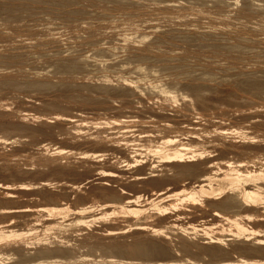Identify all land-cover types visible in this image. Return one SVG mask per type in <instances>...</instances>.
<instances>
[{
    "label": "rangeland",
    "instance_id": "374dc122",
    "mask_svg": "<svg viewBox=\"0 0 264 264\" xmlns=\"http://www.w3.org/2000/svg\"><path fill=\"white\" fill-rule=\"evenodd\" d=\"M129 1L0 0V100L2 99V104H0L2 105L0 106V225H4L6 228L15 230L19 233L14 234V236L16 235L15 237L10 235L0 240V264H32L37 261L41 262V260H48L47 262H50V264H120L122 259L123 264H131L132 261L130 262V260L134 261L132 264H136V262L137 264H164L169 262L173 264H228V262L229 264H234V259L237 258L238 254L240 255L242 252H245L246 247L248 248L246 249L247 252H245V255L250 252L249 246L253 249L254 245L250 243L253 241V238H251V241H248L247 243L245 242V244L243 238L236 237L239 239L237 240L230 235L228 231L219 232L218 228L213 231L216 232L217 235L222 234L224 238L222 241H219V244L218 242L216 243L217 240L215 239L208 241L207 236H205L204 239L197 233V236L196 234L193 235L195 231H193L191 237H188V234L181 229V227L184 228L190 226V224L200 228V225L203 222L207 224L214 223L213 226L215 224L223 223L224 220H222L220 215L223 213L231 215L233 214L231 210L238 208L233 207L232 209H228L226 206H216L215 203L218 200L222 201V198H225V196L222 197L223 195L220 199H210L203 196L202 199L200 198L201 200L199 199L194 202L188 200L179 201L181 197L175 196V203L179 202L174 205L175 208H173L172 204L168 205V200H161V202H163L162 204H160L161 202L158 200L153 201L151 199V201H148L147 199L146 201V198L154 192L153 186L156 187L159 183L165 180L166 177L169 180L172 179V177L173 180L175 178V189L179 188L180 184L183 182H186L185 185L188 186L189 184L187 182L191 183L193 179L196 178L195 174L199 173L201 170L200 168H202L201 165L196 168V171H193L195 173L199 169L197 173L193 174V172H191L190 175L187 174L189 171H183L181 173L182 170L181 167H179V165L191 164L189 161H187L186 164L185 162H183L184 164L179 162L178 165L175 161V164L177 165L176 167L172 166L173 161H165L164 163L166 165L170 162L167 165H170L168 167L169 170L162 169L166 167L164 163H161L162 161L160 162L154 158L152 154H142L140 149L136 147V144H133L136 148L133 146L131 149L130 147H132V144H130V146L125 147L126 149L122 148L121 151L119 142H116V137H118L117 131H119V128H122L121 126L128 127L126 125L129 123L128 128L134 130L135 123L137 122L135 130L139 127L141 129V126H145L146 128L149 127V131H146L147 129L145 127L142 128V131H145V134L147 133V135H164L167 130H170L171 133L170 131H167V134L170 133V135H172V132H176L175 134L178 138L183 136L186 138H184L185 141H188L190 138L193 139L190 140L192 142L196 140V137L193 138V136L196 135V142L200 137L201 140L198 142L202 147L211 145L207 150L213 151L214 149L215 153H218L219 151L216 150L215 147H211L219 145V147L216 146V148L221 149V153L219 152L220 154L218 153V155L215 156L222 154L224 157H231L230 160H235L236 157H239L238 159H243V155L246 154L245 156L251 160L252 154L248 153L250 155L249 157V155L247 156V152L245 153L244 151H241L244 146L249 147V140L242 135L248 134L250 136L253 133H261L263 136L264 134V0H132L131 3ZM170 1L175 3H170ZM141 2L142 6L140 4ZM138 33L140 36L139 39L136 37ZM131 34L133 35L131 38H126V35ZM134 35L136 36L134 37ZM144 36H146V38ZM98 51L99 53H97ZM125 62H127L126 65H124ZM135 66H138V70L142 68V70H140L143 71V74L146 71L145 75H143L140 70L138 71ZM129 70L132 72H129ZM129 73L132 76L129 75ZM138 73L142 74V77ZM135 74L139 78H136ZM130 76L131 78L135 76L136 80H130ZM127 77L130 78V81H127ZM135 78L133 77L132 79ZM141 78H143V82L146 81L144 82L145 84L141 81ZM154 81H156L157 84L159 82L158 87H169L171 85L174 86H170L171 88H174L178 92L185 94L188 93L189 96L184 98L179 97V99H176L177 102L173 100H159L161 105L159 104V101L155 99L150 103L148 100L153 99V95L151 94L152 96H150L151 89L156 91V94L158 93V87ZM133 82L138 83V85H135ZM147 83H150L151 89ZM166 83H168V86ZM151 84L153 87H156V89L154 88L155 90L151 87ZM133 87L134 90H132ZM202 101L204 103H201ZM170 103L174 104L171 105ZM201 105L203 109H200V114L202 115L199 117L195 115L194 109H199ZM80 108L84 110H81ZM189 108H192L193 110L191 111ZM75 109H80L79 111L87 112L89 115L95 113L93 115L95 117H104V120L102 119V122L99 123L101 126L98 124L99 127L96 125H90L92 127L87 126L83 128L82 126L79 128V126L63 124L62 122L64 121L61 120L63 114L76 111ZM91 109L93 110V113ZM28 110L30 112H28ZM48 112H50L51 115L53 114L52 116H54V119L51 115L50 117H47L49 116ZM101 112H105L104 115ZM205 112L210 114L211 117L210 115L207 116L208 114L206 115ZM29 113L32 115L34 114V118L31 114L29 116ZM118 113L134 115L136 116L134 118L136 120L138 119V121L132 117L135 121L134 123L131 118H129L130 120L127 119V122H125V118ZM137 113L139 115H137ZM150 113L155 114L152 116V114L149 115ZM21 114L28 115L22 117ZM59 114L62 118L58 117V120L57 116H59ZM119 115L122 117H119ZM162 115H169V117H166L169 118L168 120H172L165 121L166 117ZM105 116H108V118H105ZM151 116L157 118L153 119ZM159 116L162 119L164 118L163 120L165 122H170L169 124L172 123V126H169V128L161 126L160 124L163 125V123H161L162 121L158 122L161 120L158 118ZM44 117H46L47 120H44L46 119ZM113 117L122 118L124 121H120V123L116 122V119ZM209 117L210 119H208ZM151 118L153 119V122L156 121V123L160 124L157 125L152 122L151 126L150 121L148 122V120H152ZM108 119L111 121L113 120L114 122L112 121V123H110L111 121H108ZM193 119L197 120L193 121ZM128 121L132 122L131 124L133 126L130 125V122ZM220 121H223V123ZM123 122L126 124L124 125ZM191 122L195 123L193 124ZM196 122H199V125ZM200 122H204V125ZM121 123L123 124L121 125ZM212 123L215 125L210 126L213 125ZM111 124H113L112 128L109 127ZM192 124L194 125L193 128L196 129H202L204 127V130H200V133L203 132L205 137L206 135H210L208 137L211 138V141H215V139L218 138L215 142H210L208 137L205 138L198 132L199 129H192ZM200 124L202 125L200 126ZM256 124L259 125L256 127ZM261 124L263 126H261ZM8 125L11 127L15 125L18 129L15 127L11 128ZM26 125H28L27 127L29 128L24 127ZM195 125L197 126L195 127ZM228 125L233 127L236 125L235 128L239 129H235L232 132L228 129ZM240 126L246 132L243 131V133L241 131V133L240 129L242 128H240ZM259 126L261 129L258 128ZM161 127L163 131H161ZM181 127H185V129ZM209 127L212 129L211 134ZM212 127L220 134H216ZM85 128L88 131L84 130ZM158 128L161 133L157 130ZM178 128L183 130L180 129L179 131ZM186 128H191L192 133L196 130L194 133L195 135L190 133L191 131L189 132L191 129L186 130ZM205 128L208 129L206 130ZM246 128L251 130L250 134ZM255 128L260 130L256 131ZM61 129L65 133H63ZM226 129L228 134L226 133ZM150 131L152 133H150ZM112 132L115 135L111 136ZM212 132L215 134L213 133L212 135ZM186 133L188 134L186 135ZM223 133H225L226 136ZM175 134L173 135L175 136ZM227 135L229 136L227 137ZM202 139H206L205 142H203ZM243 140L245 142H242ZM261 140L264 141V139ZM111 141L114 146H111ZM263 141L261 142L264 143ZM63 142L64 144L61 146ZM216 142L218 144H215ZM39 143L45 145L41 147ZM65 143H67L66 145L68 147H65ZM203 143H206L207 146L206 144L203 145ZM54 144L56 145V148H54ZM229 144L235 150L234 152L232 149L229 150V148H231ZM50 145H53L52 147L54 150H58V148L60 150L61 147H63L61 149L62 151L60 150L63 154L59 150L60 154L57 150L54 151ZM234 145L239 146L240 148ZM260 146L264 147V144H261ZM108 147L115 148V150H110ZM128 147L133 152L128 149ZM234 147L238 149L236 150ZM116 148H120V151L123 153H119V149L117 150ZM65 149L66 151L64 152ZM105 149L106 151H104ZM107 149L109 151H107ZM98 150H102V153L98 152L99 155L95 154L97 157L93 156L94 152L96 153ZM129 150L131 153H135L138 160L143 159L145 155V159H143L145 161H138L134 155H132L133 158L131 157L133 160L129 158L131 155ZM138 150L140 151V155H137ZM68 151L69 155L67 154ZM238 151L241 152V155ZM78 152L81 155L77 154ZM88 152H90V155L92 154L91 157L94 159L90 156L87 157L89 155ZM124 152H126V154H124ZM227 152L231 155H237H233L235 157L233 158L230 154L227 155ZM129 153L130 155H128ZM149 155L151 158L153 157L152 159H155L154 162L159 161L160 164H157V162L154 164L153 160H150L151 158ZM245 158L244 160H247V158ZM262 160H264V158ZM192 161L193 163H197L201 162L202 159L197 160L194 158ZM123 162H125V164ZM129 162L133 165H130ZM149 164L153 165L152 168H150L151 165ZM141 165L143 167H140ZM163 165H165V167ZM144 166L148 169H142ZM160 166L163 167L161 168ZM116 169L117 171L119 169V172H116ZM171 169L172 172H170ZM106 170L109 172L112 171V173L114 172L115 176L111 175V177L109 172V174L106 173ZM120 170L122 172L124 171L125 174L120 172ZM152 170L154 171L150 172ZM155 171H159V174L163 171V174L165 173L166 176L162 179L163 177L160 178L162 174L159 175L157 174L158 172H156L155 175L157 174L159 177L155 176L153 175ZM146 172H148L149 175ZM150 173L153 174L151 175ZM170 173H173L171 175L172 177H170ZM119 174H122V177H117ZM135 176L138 181L140 178L141 181L145 179L147 180H145L146 182L142 181V183L141 181L138 183L136 180L137 184L135 182ZM152 176L155 177L152 179ZM159 178L161 180H159ZM152 180L153 182H151ZM148 182L150 184H148ZM22 183H24V185H22ZM155 183H157V185ZM103 184L105 186H103ZM98 186L100 191L97 190ZM104 190L106 192H104ZM107 192L110 193L108 196ZM119 193L123 194L121 195L122 197L127 195L131 196L132 194L141 195V198L136 201L138 202L137 204L141 205L142 203H147L145 204L146 206L144 204L142 205L144 211L140 213L141 216L151 215L149 217L150 219H147L149 221L151 220L150 223L153 225L157 224L161 218L166 217L165 221L168 220L170 222V220L175 217V228L171 227L172 229L170 228L162 231L164 232L163 235L162 233L160 234V232L151 233L147 227L143 226V229L142 225L141 228L143 230L138 228L140 225L134 224L133 215L125 214L120 211H115V214L111 212L113 215L109 213V218H107L108 216H104L102 217L103 220L97 218L93 221L91 220L86 223L83 222L85 224L78 223L69 227H64L62 224L69 221L72 217L71 213H65L66 215L62 213V218V215H59V213H57V216L55 214L54 216L48 215L45 212H41L38 215L37 213H32V209H34L36 205L50 202L56 204L66 203L72 207L78 206V204L80 206L81 204L89 203L94 204L93 208L91 207L90 210L84 211L85 213L83 212V214L96 215L100 211L98 208L102 205L104 206L101 207L102 209L111 206L110 203H107V206L102 204L106 197L110 200L114 199L113 201H115V197H121L119 195L117 196ZM112 196L114 198H112ZM229 199L231 200L229 201ZM152 201L155 204L152 205ZM236 201L240 202V199L235 200V198H232L231 194H228L227 202L224 204L230 202L228 204H231V206H239L241 202L238 204ZM212 202H214V204ZM95 203L100 204L99 207ZM233 203L235 205H233ZM155 205L157 207L159 206V209H152V206L154 207ZM161 205H163V207ZM165 206L166 208H164ZM160 207L164 209L160 210ZM147 208L149 210H147ZM242 209L243 211L251 210L249 208ZM151 211H153V213H151ZM158 211L160 213L163 212L162 215H159L160 213ZM263 211L264 208L258 210V212L261 213H264ZM125 216H133V219ZM240 218L245 219L243 215ZM48 221H61V223H57L58 225L56 224L51 229H48V231H44V226L47 225ZM249 224L252 225L253 222L250 221ZM136 225L139 226L137 227ZM118 228L120 230H118ZM145 228L146 230H149H147L148 234ZM108 231H112V234ZM64 232L67 233L64 234ZM158 233L160 235H158ZM186 234L187 236H185ZM202 239L205 241L207 240V242L210 243H206ZM141 241H145V245L144 243L140 244ZM138 242L140 246H137ZM242 242L244 243L243 245H241ZM215 243L219 245L218 247L222 246V251H220V247V249L216 248L215 252L219 249L218 252L223 253H217L218 255L215 254L216 256L213 257L214 251H212L213 249L210 251V248L208 247L213 248V245L214 248L217 247ZM220 243L223 244L220 245ZM239 244L243 246V248L240 247ZM150 245L151 247H148ZM153 245L155 247L162 245V248L164 246L163 252L166 249V253L168 254H165V252L164 254L163 252H156L155 254L152 249H149L152 248ZM235 247L240 248L238 253L236 251L234 252V249H236ZM255 247L256 246H254V248ZM56 252L57 254H55ZM224 252L226 253L224 254ZM256 252L257 256L259 255L258 253H262L258 251ZM256 252L254 253L252 251L250 252L251 255H247L253 256L254 254V256H256ZM1 254H3V256H1ZM41 254L44 257H42ZM229 254H231L232 257ZM242 254L244 255V253ZM45 255L49 258H46ZM222 255L225 257V261L226 259L228 260V258L229 261L225 262ZM227 255L229 257H227ZM36 256H38V260L36 259ZM158 257L160 258L158 259ZM218 257L220 258L218 259Z\"/></svg>",
    "mask_w": 264,
    "mask_h": 264
},
{
    "label": "bare ground",
    "instance_id": "6f19581e",
    "mask_svg": "<svg viewBox=\"0 0 264 264\" xmlns=\"http://www.w3.org/2000/svg\"><path fill=\"white\" fill-rule=\"evenodd\" d=\"M129 1V0H128ZM132 1V0H131ZM131 1H129L130 3H131ZM135 1V0H134ZM159 1V0H158ZM221 1V0H220ZM122 2V1H121ZM125 2V1H124ZM139 2V1H138ZM157 2V1H156ZM162 2V1H161ZM200 2V1H199ZM202 2V1H201ZM230 2V1H229ZM106 3V2H105ZM158 3V2H157ZM170 3H173V2H171L170 1ZM175 3V2H174ZM173 3V4H174ZM120 4V3H119ZM124 4V3H123ZM141 4V6H142V2L140 3ZM139 5V4H138ZM158 5V4H157ZM177 5V4H176ZM131 6V5H130ZM140 6V5H139ZM161 6V5H160ZM165 6V5H164ZM169 6V5H168ZM118 7V6H117ZM174 7V6H173ZM264 7V6H263ZM162 9V8H161ZM179 9V8H178ZM187 9V8H186ZM189 10V9H188ZM205 10V9H204ZM8 11V10H7ZM166 12V11H165ZM173 14V13H172ZM192 14V13H191ZM108 15V14H107ZM177 16V15H176ZM148 18V17H147ZM166 18V17H165ZM117 19V18H116ZM258 19V18H257ZM83 20V19H82ZM143 20V19H142ZM193 20V19H192ZM260 21V20H259ZM133 22V21H132ZM155 23V22H154ZM139 24V23H138ZM116 25V24H115ZM144 25V24H143ZM150 25V24H149ZM145 26V25H144ZM152 26V25H151ZM156 26V25H155ZM153 27V26H152ZM125 28V27H124ZM149 28V27H148ZM151 28V27H150ZM169 30V29H168ZM257 31V30H256ZM124 32V31H123ZM172 33V32H171ZM175 33V32H174ZM241 33V32H240ZM217 34V33H216ZM141 35H143V34H141ZM176 35V34H175ZM133 35L131 34V35H126V38H131ZM136 35H134V37H135ZM170 36V35H169ZM137 39H139V33L137 34ZM142 37V36H141ZM145 38H146V36H144ZM172 37V36H171ZM176 37V36H175ZM180 37V36H179ZM184 37V36H183ZM158 38V37H157ZM178 38V37H177ZM125 39V38H124ZM133 39H136V38H133ZM154 39V38H153ZM129 40V39H128ZM189 40V39H188ZM115 41H116V39H115ZM130 41H131V39H130ZM89 42V41H88ZM152 42V41H151ZM150 43V42H149ZM93 44V43H92ZM118 44V43H117ZM160 44V43H159ZM137 45V44H136ZM141 45V44H140ZM152 46V45H151ZM218 46V45H217ZM127 48V47H126ZM104 49V48H103ZM120 49V48H119ZM160 49V48H159ZM93 52V51H92ZM96 52V51H95ZM97 53H99V51L97 52ZM112 55V54H111ZM248 55V54H247ZM135 57V56H134ZM142 57V56H141ZM102 58V57H101ZM143 58V57H142ZM96 61V60H95ZM111 61V60H110ZM130 61V60H129ZM101 63V62H100ZM126 63L127 62H125V64L124 65H126ZM129 65V64H128ZM120 66V65H119ZM123 67V66H122ZM136 67V66H135ZM138 67V66H137ZM136 67V68H137ZM131 68H133V67H131ZM146 68V67H145ZM209 68V67H208ZM112 69V68H111ZM121 69V68H120ZM134 69V68H133ZM141 70H142V68H140ZM139 69V70H140ZM148 69V68H147ZM125 70V69H124ZM132 70V69H131ZM131 70H129V72L131 71ZM137 70H138V68H137ZM138 70V71H139ZM140 70V72L142 73L143 71H141ZM123 71V70H122ZM137 71V72H138ZM154 71V70H153ZM227 71V70H226ZM126 72V71H125ZM132 72V71H131ZM133 72H134V70H133ZM135 72H136V70H135ZM148 72V71H147ZM145 73H146V71H145ZM145 73L143 74V75H145ZM123 74V73H122ZM141 77H142V74H140V73H138ZM150 74V73H149ZM129 75H131L130 73H129ZM134 75V74H133ZM136 75V74H135ZM138 75V76H139ZM151 75V74H150ZM153 75V74H152ZM127 76H128V73H127ZM132 76V75H131ZM131 76H130V78H131ZM148 76V75H147ZM120 77H122V76H120ZM134 78H135V76H133ZM132 77V78H133ZM144 77V76H143ZM119 78V77H118ZM123 78H124V76H123ZM122 78V79H123ZM126 78V77H125ZM128 78V77H127ZM130 78H128V80L127 81H130V80H133V81H135L136 80V78H139V77H137V75H136V78L135 79H130ZM145 78V77H144ZM149 78H151V77H149ZM130 79V80H129ZM142 79L143 78H141V81H142ZM152 79V78H151ZM124 80V79H123ZM126 80V79H125ZM137 80H139V79H137ZM140 81V82H141ZM132 82V81H131ZM143 82V81H142ZM144 82H146V81H144ZM143 82V83H144ZM153 82V81H152ZM152 82H150V83H152ZM154 82H156V81H154ZM161 82H163V81H161ZM12 83V82H11ZM17 83H19V82H17ZM16 83V84H17ZM102 83V82H101ZM135 85L137 84L138 85V83H135V82H133ZM150 83L148 84L149 85V88H150ZM165 83V82H164ZM14 84V83H13ZM24 84V83H23ZM34 84V83H33ZM132 84V83H131ZM145 84V83H144ZM158 84H159V82H158ZM158 84H157V82H156V85H157V87H158ZM167 84V86H168V83H166ZM15 85V84H14ZM29 85V84H28ZM39 85H40V83H39ZM143 85V84H142ZM152 85V84H151ZM153 85H154V83H153ZM153 85L151 86V87H153ZM161 85V84H160ZM12 86V85H11ZM16 86V85H15ZM17 86H18V84H17ZM41 86V85H40ZM50 86V85H49ZM86 86V85H85ZM93 86V85H92ZM140 86V85H139ZM171 86V85H170ZM164 87V86H159L158 87V93L156 94V91H153L151 88V92H150V96H152L153 95V99L152 100H148L150 103H151V101H154V99L155 100H157V101H159V100H170V101H175V102H177L176 101V99L178 98L179 99V97H188L189 96V94L187 93V94H185V93H182V92H178V91H176L174 88H171V87H174V86H171V87ZM19 87V86H18ZM33 87V86H32ZM47 87V86H46ZM46 87H45V89H46ZM88 87H90V86H88ZM106 87V86H105ZM135 87V86H134ZM134 87H133V89L132 90H134ZM143 87V86H142ZM190 87V86H189ZM102 88V87H101ZM128 88V87H127ZM140 88V87H139ZM148 88V87H147ZM156 89V87H153V89ZM179 88V87H178ZM137 89H138V86H137ZM141 89H143V88H141ZM154 89V90H155ZM136 90V89H135ZM140 90V89H139ZM144 90V89H143ZM149 90V89H148ZM91 91V90H90ZM102 91V90H101ZM104 91V90H103ZM125 91V90H124ZM141 91V90H140ZM180 91H182V90H180ZM147 92V91H146ZM155 94H154V93ZM149 93V92H148ZM126 94V93H125ZM128 94V93H127ZM137 94H139V93H137ZM141 94V93H140ZM152 94V95H151ZM133 95V94H132ZM144 95V94H143ZM248 95V94H247ZM98 96V95H97ZM147 96H149V95H147ZM149 96V97H150ZM154 96H155V98H154ZM191 96V95H190ZM256 96V95H255ZM28 97V96H27ZM110 97V96H109ZM148 97V98H149ZM81 98V97H80ZM99 98V97H98ZM191 98V97H190ZM84 99V98H83ZM143 99V98H142ZM145 99V98H144ZM237 99V98H236ZM31 100V99H30ZM53 100V99H52ZM81 100V99H80ZM183 100V99H182ZM187 100V99H186ZM198 100H200V99H198ZM34 101V100H33ZM38 101V100H37ZM58 101V100H57ZM136 101V100H135ZM135 101H131V102H135ZM138 101V100H137ZM156 101V102H157ZM95 102V101H94ZM163 102V101H162ZM161 102V103H162ZM181 102V101H180ZM264 102V101H263ZM5 103V102H4ZM30 103V102H29ZM169 103V102H168ZM189 103V102H188ZM201 103H204L203 101L201 102ZM0 104H2V99L0 100ZM39 104V103H38ZM147 104V103H146ZM157 104V103H156ZM159 104H160V101H159ZM164 104V103H163ZM171 104V103H170ZM174 104V103H173ZM173 104H171V105H173ZM184 104V103H183ZM5 105H6V103H5ZM55 105V104H54ZM75 105H77V104H75ZM130 105V104H129ZM155 105V104H154ZM161 105V104H160ZM164 105H166V104H164ZM168 105V104H167ZM0 106H2V105H0ZM20 106V105H19ZM18 106V107H19ZM30 106V105H29ZM33 106V105H32ZM118 106V105H117ZM139 106V105H138ZM137 106V107H138ZM156 106H158V105H156ZM168 106H170V105H168ZM179 106V105H178ZM187 106H188V104H187ZM186 106V107H187ZM210 106V105H209ZM235 106V105H234ZM136 107V106H135ZM147 107V106H146ZM149 107V106H148ZM166 107V106H165ZM175 107V106H174ZM205 107V106H204ZM223 107V106H222ZM127 108H129V107H127ZM132 108V107H131ZM161 108V107H160ZM176 108H177V105H176ZM208 108V107H207ZM207 108H204V109H207ZM2 109V108H1ZM67 109V108H66ZM81 110H84V109H82V108H80ZM79 109V110H80ZM143 109V108H142ZM191 109V111L193 110L192 108H189V110ZM200 109H203V107H202V105L199 107V109H197L196 108V110L194 109V113H195V115L196 116H199L200 117V115H202V114H200ZM22 110V109H21ZM25 110V109H24ZM73 110V109H72ZM76 110V109H75ZM79 110H76V111H72V112H70V113H68V114H63V118H62V116L59 114V116H57V119L59 120V118L58 117H61L62 119V121H64V122H62V121H60V122H62L63 124H65V125H75V126H79V128H81L82 126H83V128L84 127H87V126H90V125H96L97 127H99L98 126V124L100 123V122H102L101 120L103 119L104 120V117H100V116H98V117H95V116H93L94 114H92L93 113V110H92V113L91 112H89L90 114H92V115H89V114H87V112H83V111H79ZM89 110V109H88ZM95 110V109H94ZM119 110V109H118ZM117 110V111H118ZM147 110V109H146ZM158 110V109H157ZM164 110V109H163ZM168 110V109H167ZM199 110V111H198ZM211 110V109H210ZM251 110V109H250ZM5 111V110H4ZM18 111V110H17ZM34 111V110H33ZM57 111H58V109H57ZM60 111V110H59ZM67 111V110H66ZM116 111V112H117ZM131 111V110H130ZM139 111V110H138ZM10 112V111H9ZM28 112H30L29 110H28ZM27 112V113H28ZM52 112V111H51ZM56 112V111H55ZM96 112V111H95ZM164 112V111H163ZM179 112V111H178ZM184 112V111H183ZM203 112V111H202ZM206 112H208V111H206ZM205 112V113H206ZM1 113V112H0ZM12 113V112H11ZM20 113V112H19ZM25 113H26V111H25ZM49 113V116H47V117H50V112H48ZM54 113V112H53ZM61 113V112H60ZM66 113V112H65ZM100 113V112H99ZM103 115H104V113L103 112H101ZM126 113H128V112H126ZM134 113V112H133ZM143 113V112H142ZM170 113V112H169ZM205 113H204V115H205ZM30 114L31 113H29V116H30ZM47 114V113H46ZM58 114V113H57ZM97 114H98V112H97ZM114 114H116V113H114ZM118 114H121V113H118ZM117 114V115H118ZM124 114V113H123ZM123 114H121L124 118H125V122H127V119L128 120H130L129 118H131L132 119V121H133V123L135 122L134 120H133V118L134 117H136V116H134V115H129L130 114V112H129V114L128 115H123ZM132 114V113H131ZM145 114V113H144ZM152 113H150L149 115H151ZM154 114L155 113H153L152 114V116H154ZM197 114H199V115H197ZM208 113H206V115H207ZM212 114V113H211ZM20 115V114H19ZM28 115V114H27ZM26 114H21V116L22 117H25V116H27ZM34 115V114H33ZM32 114H31V116H33ZM53 115V114H52ZM51 115V116H52ZM121 115H119V117H122ZM136 115V114H135ZM137 115H139L138 113H137ZM161 115V114H160ZM187 115V114H186ZM210 114H208L207 116H209ZM1 116V115H0ZM36 116V115H35ZM42 116V115H41ZM44 116V115H43ZM113 116H115V115H113ZM141 116V115H140ZM143 116H145V115H143ZM151 116V117H152ZM162 116H164V115H162ZM161 116V117H162ZM167 115H165L164 117H166ZM183 116V115H182ZM54 116H52V118H53ZM108 118V116H105V118ZM111 117V116H110ZM109 117V118H110ZM133 117V118H132ZM139 117V116H138ZM149 117V116H148ZM167 117H169V115L167 116ZM166 117V120L165 121H170V120H172V119H170V120H168L169 118H167ZM186 117V116H185ZM205 117V116H204ZM210 117H211V115H210ZM210 117L208 118V119H210ZM221 117H223V116H221ZM221 117H219V118H221ZM2 118V117H1ZM30 118V117H29ZM33 118H34V116H33ZM36 118V117H35ZM44 118H46V117H44ZM114 118V117H113ZM113 118H111V119H113ZM139 118H141V117H139ZM153 118V117H152ZM151 118V119H152ZM154 118H157V117H154ZM153 118V119H154ZM159 119H161V120H159V119H157V120H159L158 122H161V123H163V125L162 124H160V123H156V121L155 122H153V119L152 120H148V119H146V120H148V122L150 121V123H151V126H152V122L153 123H155V124H160L161 126H164V128H165V126H166V128L168 127L169 128V126H172L171 124H169V123H167V122H165L162 118H160V116L158 117ZM191 118V117H190ZM197 118V117H196ZM232 118V117H231ZM21 119V118H20ZM37 119V118H36ZM49 119V118H48ZM54 119V118H53ZM64 119V120H63ZM114 119H116V122H119L120 123V121L122 122V121H124V120H122V118H114ZM121 119V120H120ZM135 119V118H134ZM143 119V118H142ZM150 119V118H149ZM176 119V118H175ZM180 119H181V117H180ZM206 119H207V117H206ZM19 120V119H18ZM33 120V119H32ZM44 120H47V118L46 119H44ZM107 120V119H106ZM117 120H119V121H117ZM136 120V119H135ZM144 120V119H143ZM145 120V121H146ZM191 120V119H190ZM197 119H193V121H196ZM203 120V119H202ZM201 120V121H202ZM220 120V119H219ZM225 120V119H224ZM232 120V119H231ZM243 120V119H242ZM252 120V119H251ZM31 121V120H30ZM52 121V120H51ZM108 121H111V120H109L108 119ZM113 121V120H112ZM112 121L110 122V123H112ZM136 121H138V119L136 120ZM187 121V120H186ZM214 121V120H213ZM212 121V122H213ZM218 121V120H217ZM21 122H23V121H21ZM114 122V121H113ZM125 122H123L124 123V125L126 124ZM128 122H130V121H128ZM140 122H141V120H140ZM174 122V121H173ZM178 122H179V120H178ZM220 122H222L223 123V121H220ZM219 122V123H220ZM225 122V121H224ZM227 122V121H226ZM248 122V121H247ZM36 123V122H35ZM49 123V122H48ZM58 123V122H57ZM61 123V124H62ZM109 123V122H108ZM109 123V124H110ZM123 123H121V125L123 124ZM132 122H130V125H132L131 124ZM137 123V122H136ZM136 123H135V126H134V130L132 129V128H128L129 127V123L126 125V126H128V127H124V126H121L122 128H119V131H117V133H118V137H116L117 138V143L119 142V147L121 148V151H122V148L124 149L125 147H127V146H130V144H132V147H130L131 149L133 148V146L136 144L137 146V148H139L140 149V151H141V153L142 154H146V155H148V154H152L153 156H154V158H156L157 160H159L162 164L165 162V161H173L172 162V166L173 167H176L178 164H179V162L180 163H183V162H185V164L187 163V161H189V163H191V164H186V165H179V167H181V173L184 171H189V173L187 172V174H191V172H193V171H196V168L199 166V165H201L202 166V168H200L201 170L199 171V169H198V171H199V173L198 174H195V173H197V172H193V174H195L196 175V178H194L193 179V181L190 183V182H187L189 185L187 186V185H185L186 184V182H183L182 184H180V187L179 188H174V185H175V178H174V180H173V177L171 176L173 173H174V171H173V173H170L169 175H170V177H172V179H167V177H166V179L165 180H163L162 182L161 181H159V182H161V183H159L158 185H157V183H155L157 186L156 187H154L153 186V189H154V192L153 193H151V195H149L147 198L145 197V196H147V195H145L144 197L146 198V201H147V199H148V201H151V199L153 200V201H155V200H158V201H160L161 202V200H168V205H170V204H172V206H173V208H175L174 207V205L175 204H178V203H175V196L176 197H181V199H179V201H184V200H188V201H190V202H194V201H197V200H199L200 198L202 199L203 198V196L204 197H207V198H212V199H214V198H216V199H220L221 198V196L222 197H224L225 196V198L223 199L222 198V201H214V202H216L215 204H216V206H220V207H222V206H226V208H228V209H232L233 207H235V208H237V209H235V210H231V212L233 213V214H227V213H223V214H219L220 215V217L222 218V220H224V222L223 223H219V224H215L214 226H213V224L214 223H212V224H207V223H202L201 225H200V228H197L195 225H193V224H190V226H187V227H184V228H182L181 227V229H183V231L185 232V233H187L188 234V237H191V234L193 233V231H195L194 233H193V235L194 234H199L200 236H202V238H204L205 239V236H207V238H208V241H211V239L212 240H217L216 241V243L218 242V244H219V241H222L224 238H223V236H222V234H216V232H214L213 230L214 229H216V228H218V230H219V232H224V231H228L229 233H230V235H232L233 237H237V238H243V240H244V243L246 242H248V241H251V238H253L252 240V242H250L252 245H254V246H256L255 248H254V246H253V249H251L252 247L251 246H249V249H250V252H256V251H258V252H262L261 254L260 253H258L259 255L257 256V252H256V256H254V254H253V256H248L247 254H250V252H249V249H248V252L249 253H246V255H245V252H247L246 251V249L248 248V247H246V246H244V247H246V249H245V252H242V251H240V252H242V253H244V255L242 254H238L237 255V258L236 259H234V261H233V263L234 264H264V213H261V212H258V210L260 209H263L264 208V160H262L263 158H264V147H261L260 145L262 144H264V143H262L261 141H263V140H261V139H264V134H263V136H262V134L261 133H259V134H257V133H253V134H251L250 136L248 135V134H243L242 136L244 137V138H246L247 140H249V147H245L244 146V148H243V150H241V151H244L245 153L247 152V156L249 155L248 153H250V154H252V156H251V160L250 159H248L245 155H243L244 156V158L246 157L247 158V160H244V158L243 159H238L239 157H234V156H236L237 154H233V155H231L229 152H227V155L228 154H230L233 158H235V160L233 161V160H230L231 159V157H224V155H219V156H215V155H218V153L220 152V150L221 149H217L216 148V146H218L219 147V145H214V146H212L211 148H213V147H215V149L216 150H218L219 152L216 154L215 153V151H214V149H213V151H214V153H213V151H210V150H207L208 149V147L209 146H211V145H209V146H207V144L206 143H203V145L204 144H206V146L207 147H202V145L198 142V141H200L201 139H200V137L198 138L199 140L196 142V140H197V136L194 134L195 133V131L196 130H198V129H196V128H193V124L195 123V122H191V123H193L192 124V129H196L195 131H193L194 133H192V129L191 128H189V129H191V130H189L188 128H186V130L188 129L189 130V132L190 133H192V134H194L195 136H193V135H190V136H193V138H195L196 140H194L193 142L192 141H190V140H193V139H190L189 138V136H188V138H189V140L188 141H185L184 140V138L185 137H181L180 135H178V136H180L179 138L177 137V135L175 134L176 132H172V135H170V133H171V131L170 130H167V131H170V133L169 134H167V131H166V135L164 134V135H162V134H160V135H158V136H155L154 134L151 136L150 134L149 135H147V133L145 134V131H142V128H144V127H142L141 126V129H140V127L139 128H137V130H135V127H136ZM145 123V122H144ZM180 123H182V122H180ZM197 123V122H196ZM199 123V122H198ZM197 123V124H198ZM200 123H202V122H200ZM242 123V122H241ZM17 124V123H16ZM20 124V123H19ZM23 124V123H22ZM21 124V125H22ZM109 124H107V125H109ZM140 124H142V123H140ZM140 124H137V125H140ZM154 124V125H155ZM186 124V123H185ZM203 125H204V122L202 123ZM202 124H200V126L202 125ZM206 124V123H205ZM210 124V123H209ZM213 124V123H212ZM218 124V123H217ZM221 124V123H220ZM226 124H229V123H226ZM231 124H232V122H231ZM230 124V125H231ZM237 124V123H236ZM20 125V126H21ZM58 125H59V123H58ZM64 125V126H65ZM100 125V124H99ZM107 125H106V127H107ZM145 125V124H144ZM149 125V124H148ZM199 125V124H198ZM207 125V124H206ZM215 124H213V125H210V126H214ZM224 125V124H223ZM222 125V126H223ZM240 125V124H239ZM239 125H237V126H239ZM244 125H246V124H244ZM247 125H249V124H247ZM257 125H259V124H256L255 126L257 127ZM263 125H264V123H263ZM262 124H261V126H263ZM1 126V125H0ZM4 126V125H3ZM7 126V125H6ZM9 127H11L10 125H8ZM28 125H26V126H24V127H26V128H29V127H27ZM101 126V125H100ZM112 126H113V124H111V126H109V127H111L112 128ZM133 126V125H132ZM131 126V127H132ZM173 126H175V125H173ZM178 126V125H177ZM197 125H195V127H196ZM209 126V125H208ZM218 126V125H217ZM229 126V125H228ZM254 126V125H253ZM252 126V127H253ZM13 127H15V128H17L15 125L14 126H12L11 128H13ZM19 127V126H18ZM63 127V126H62ZM61 127V128H62ZM66 127V126H65ZM90 127H92V126H90ZM89 127V128H90ZM115 127V126H114ZM120 127V126H119ZM154 127V126H153ZM157 127H159V126H157ZM206 127V126H205ZM219 127H221V126H219ZM218 127V128H219ZM236 127V125L233 127V126H229V128L228 129H230L232 132L236 129V130H238L239 128H235ZM244 127V126H243ZM251 127V126H250ZM4 128V127H3ZM25 128V129H26ZM60 128V127H59ZM72 128V127H71ZM83 128H82V130H83ZM118 128V127H117ZM146 128V127H145ZM149 127H147L145 130L146 131H149L150 129H148ZM155 128H156V126H155ZM172 128V127H171ZM174 128H176V127H174ZM181 128H184L185 129V127H181ZM181 128H178L179 129V131H180V129ZM204 128V127H203ZM199 129L198 130V132L200 133V130H204V129ZM211 127H209V130H210V134H211V131H212V129H210ZM213 128V127H212ZM216 128V127H215ZM226 128V127H225ZM240 128H242L241 126H240ZM254 128V127H253ZM258 128H260L261 129V127L259 126ZM1 129H2V127H1ZM18 129V128H17ZM19 129H21V128H19ZM63 129V128H62ZM61 129V130H62ZM78 129V128H77ZM98 129V128H97ZM104 129V128H103ZM106 129H110V128H106ZM160 129H162V127L160 128ZM206 130L208 129V128H205ZM220 129H222V128H220ZM247 129V128H246ZM250 129H252V128H250ZM256 129V128H255ZM254 129V130H255ZM260 129H256V131H259ZM263 129V128H262ZM29 130V129H28ZM63 130H65V129H63ZM62 130V132L63 133H65L64 131ZM78 130H80V129H78ZM84 130H86V128L84 129ZM95 130V129H94ZM100 130V129H99ZM99 130H97V131H99ZM112 130V129H111ZM110 130V131H111ZM114 130V129H113ZM139 130V131H138ZM144 130V129H143ZM153 130V129H152ZM151 130V131H152ZM158 131H160L159 130V128L157 129ZM165 130V129H164ZM175 130V129H174ZM173 130V131H174ZM181 130H183V129H181ZM205 130V131H206ZM213 130H214V128H213ZM223 130V129H222ZM230 130H228L229 132H231ZM248 130V129H247ZM253 130V129H252ZM25 131V130H24ZM31 131V130H30ZM76 131V130H75ZM86 131H88V130H86ZM101 131H102V129H101ZM106 131V130H105ZM150 131V133H152ZM154 131H156V130H154ZM158 131H157V133H158ZM161 131H163V129L161 130ZM161 131H160V133H161ZM176 131H178V130H176ZM243 132V131H245V130H243V128L242 129H240V132ZM250 131L251 130H248V132H249V134H250ZM1 132V131H0ZM70 132V131H69ZM74 132V131H73ZM103 132V131H102ZM182 132V131H181ZM186 132H188V131H186ZM202 132V131H201ZM214 132H216L215 130H214ZM214 132H212V135H213V133ZM225 132V131H224ZM239 132V133H240ZM241 132V133H242ZM246 132V131H245ZM255 132V131H254ZM262 132V131H261ZM264 132V131H263ZM52 133V132H51ZM54 133V132H53ZM59 133V132H58ZM71 133H72V131H71ZM82 133V132H81ZM96 133V132H95ZM98 133V132H97ZM108 133H110V132H108ZM107 133V134H108ZM155 133V132H154ZM206 133V132H205ZM226 133H227V129H226ZM239 133H238V135H239ZM244 133V132H243ZM4 134V133H3ZM47 134V133H46ZM67 134V133H66ZM65 134V135H66ZM73 134V133H72ZM106 134V133H105ZM173 134H175V136L173 135ZM183 134V133H182ZM181 134V135H182ZM188 133H186V135H187ZM197 134V133H196ZM200 134H204L203 132L202 133H200ZM207 134V133H206ZM215 134V133H214ZM216 134H220L219 132H216ZM223 134H225V133H223ZM228 134V133H227ZM261 134V135H260ZM49 135V134H48ZM102 135V134H101ZM109 135V134H108ZM107 135V136H108ZM112 135H115V134H113V132L111 133V136ZM185 135V134H184ZM199 135V134H198ZM222 135V134H221ZM236 135V134H235ZM235 135H233V136H235ZM62 136V135H61ZM96 136H100V135H96ZM204 136V135H203ZM208 136H210V135H206V137L205 138H207ZM215 136H217V135H215ZM225 136H226V134H225ZM229 135H227V137H228ZM240 136H241V134H240ZM241 136V137H242ZM106 137V136H105ZM212 137V136H211ZM214 137V136H213ZM221 137V136H220ZM239 137V136H238ZM8 138V137H7ZM89 138H90V136H89ZM107 138V137H106ZM183 138V139H182ZM192 138V137H191ZM203 138V137H202ZM209 138V140H210V142H212L213 143V141L214 140H212L211 141V138L210 137H208ZM218 138V137H217ZM216 138V139H217ZM5 139H6V137H5ZM94 139V138H93ZM105 139V138H104ZM186 139V138H185ZM214 139V138H213ZM216 139H215V141H216ZM246 139H245V141H246ZM10 140V139H9ZM8 140V141H9ZM53 140V139H52ZM55 140V139H54ZM96 140V139H95ZM113 140V139H112ZM203 140V142H205V140L204 139H202ZM220 140V139H219ZM224 140V139H223ZM106 141H108V140H106ZM208 141V140H207ZM206 141V142H207ZM214 141V142H215ZM222 141V140H221ZM225 141V140H224ZM239 141V140H238ZM244 140L242 141V142H245ZM41 142V141H40ZM49 142V141H48ZM55 142V141H54ZM110 142V141H109ZM138 142V143H137ZM202 142V141H201ZM209 142V143H210ZM219 142V141H218ZM232 142V141H231ZM261 142V143H260ZM264 142V141H263ZM60 143V142H59ZM107 143V142H106ZM111 143H112V141H111ZM208 143V142H207ZM224 143V142H223ZM235 143V142H234ZM257 143V144H256ZM260 145H259V144ZM40 144V143H39ZM51 144V143H50ZM64 144V142L61 144V146ZM67 143H65V147L67 146L66 145ZM134 144V145H133ZM215 144H218L217 142L215 143ZM219 144H220V142H219ZM244 144V143H243ZM252 144V145H251ZM41 145V147L42 146H44L45 144H40ZM55 145V144H54ZM60 145V144H59ZM108 145V144H107ZM213 145V144H212ZM223 145H225V144H223ZM245 145H247V144H245ZM37 146V145H36ZM46 146H48V145H46ZM51 146V148L53 149V145H50ZM58 146V145H57ZM109 146V145H108ZM111 146H114L113 145V143H112V145ZM138 146H140V147H138ZM229 146L231 147V145L229 144ZM234 146H236V145H234ZM68 147V146H67ZM71 147V146H70ZM69 147V148H70ZM74 147V146H73ZM79 147V146H78ZM115 147H116V145H115ZM135 146H134V148H136ZM236 147H238V148H240L239 146H236ZM236 147H234L236 150L238 149V148H236ZM54 148H56V145L54 146ZM63 147H61V149H62ZM68 148V149H69ZM107 148V147H106ZM108 148H110V147H108ZM120 148H116L117 150H118V152L120 153L121 151H120ZM129 147H128V149H130ZM224 148V147H223ZM45 149V148H44ZM60 149V150H61ZM67 149V150H68ZM113 148H110V150H112ZM126 149V148H125ZM127 149V150H128ZM130 149V150H131ZM225 149H226V147H225ZM230 149H232L233 150V152L235 151L234 149H233V147H231V148H229V150ZM43 150V149H42ZM54 150V149H53ZM57 149H55L54 151H56ZM58 150H59V148H58ZM57 150V151H58ZM59 150V151H60ZM70 150V149H69ZM72 150V149H71ZM86 150V149H85ZM113 150H115V148L113 149ZM130 150H129V152H130ZM136 150V149H135ZM222 150H224V149H222ZM232 150H231V152H232ZM45 151V150H44ZM59 151H58V153H59ZM62 151V150H61ZM60 151V152H61ZM66 151V149L64 150V152ZM83 151V150H82ZM96 151V150H95ZM102 151V150H101ZM101 151H97L96 153L94 152V155L93 156H95V157H97L95 154H97V155H99L98 154V152H101ZM104 151H106V149L104 150ZM103 151V152H104ZM107 151H109L108 149H107ZM124 151H126V150H124ZM132 151V150H131ZM139 150H138V154L137 155H140L139 154V152H140ZM226 151V150H225ZM227 151H228V149H227ZM71 152V151H70ZM91 152V151H90ZM90 152H88L89 153V155L87 156V157H91L92 156V154L90 155ZM112 152V151H111ZM115 152V151H114ZM133 152V151H132ZM135 152V151H134ZM239 152V151H238ZM62 153V152H61ZM72 153H74V152H72ZM83 153H84V151H83ZM91 153H93V152H91ZM102 153V152H101ZM106 153V152H105ZM109 153V152H108ZM116 153V152H115ZM121 153H123V152H121ZM128 153V152H127ZM131 153V152H130ZM130 153L128 154V155H130ZM221 153V152H220ZM219 153V154H220ZM241 152H239V154H240ZM52 154V153H51ZM60 154V153H59ZM63 154V153H62ZM68 155H69V151H68V153H67ZM66 154V155H67ZM77 154H80L79 152L77 153ZM85 154V153H84ZM111 154V153H110ZM117 154V153H116ZM124 154H126V152H124ZM244 154V153H243ZM81 155V154H80ZM80 155H78V156H80ZM105 155V154H104ZM132 155H134V157L136 156L135 155V153L133 154V153H131V155H130V157L129 158H133V156ZM150 155H149V157H150ZM241 155V154H240ZM239 155V156H240ZM55 156V155H54ZM101 156V155H100ZM99 156V157H100ZM114 156H116V155H114ZM118 156V155H117ZM120 156V155H119ZM142 156V155H141ZM226 156V155H225ZM64 157H65V155H64ZM112 157V156H111ZM241 157V156H240ZM249 157H250V155H249ZM91 158H93V157H91ZM131 158V159H132ZM135 158H137V160H138V157L136 156ZM139 158H140V156H139ZM147 158V157H146ZM151 158V157H150ZM153 158V157H152ZM150 159L151 161L153 160V162H154V160L155 159ZM202 159V161L201 162H197V163H193V161H192V159ZM245 158V159H246ZM66 159V158H65ZM94 159V158H93ZM101 159H103V158H101ZM112 159V158H111ZM143 159H145V155H144V157H143ZM143 159H141L142 161H145V160H143ZM148 159V158H147ZM98 160V159H97ZM127 160V159H126ZM133 160V159H132ZM136 160V159H135ZM141 160H138V161H141ZM123 161V160H122ZM125 161V160H124ZM129 161V160H128ZM141 161V162H142ZM148 161V160H147ZM158 161V162H159ZM175 161H176V163H177V165L175 164ZM190 161H192V162H190ZM58 162V161H57ZM133 162H135V161H133ZM149 162V161H148ZM148 162H146V163H148ZM157 161H155L154 162V164L156 163ZM157 162V164H160V162L158 163ZM60 163V162H59ZM124 164H125V162H123ZM131 162H129V164H130ZM137 163V162H136ZM151 163V162H150ZM170 162H168V164H169ZM85 164V163H84ZM113 164V163H112ZM135 164V163H134ZM137 164H139V163H137ZM161 164V165H162ZM165 164V163H164ZM167 164V165H168ZM184 164V163H183ZM130 165H133V164H130ZM149 165H151V164H149ZM166 165V164H165ZM165 165H163L164 167H165ZM166 165V167L165 168H162L163 166H160L162 169H168L169 170V166H167ZM114 166V165H113ZM128 166V165H127ZM146 166V165H145ZM144 166V168H142V169H145L146 170V168L147 167H145ZM148 166V165H147ZM152 166L153 165H151L150 166V168H152ZM171 166V167H172ZM200 166V167H201ZM126 167V166H125ZM130 167V166H129ZM128 167V168H129ZM140 167H143L142 165L140 166ZM149 167V166H148ZM158 167V166H157ZM172 167V168H173ZM121 168V167H120ZM44 169V168H43ZM124 169V168H123ZM140 169V168H139ZM141 169V170H142ZM148 169V168H147ZM179 169V168H178ZM40 170V169H39ZM53 170V169H52ZM61 170V169H60ZM79 170V169H78ZM105 170V169H104ZM155 170V169H154ZM154 170H152V171H150V172H153ZM157 170V169H156ZM158 170H160V169H158ZM174 170V169H173ZM180 170V169H179ZM113 171H115V170H113ZM127 171V170H126ZM149 171V170H148ZM164 171V170H163ZM163 171H161V174L162 175H164V176H162L161 174H159V171H155L154 172V174L153 173H150L151 175L153 174V175H155V173L156 172H158L157 174H159V175H161V177L160 178H162V179H164V177L166 176L165 175V173L163 174ZM177 171V170H176ZM175 171V172H176ZM109 171L108 170H106V173H108ZM116 172H119V169H118V171H117V169H116ZM120 172H122L121 170H120ZM138 172V171H137ZM143 172V171H142ZM165 172H166V170H165ZM170 172H172V169H171V171ZM65 173V172H64ZM110 173V174H109ZM108 174L111 176V175H114L115 176V173L113 172L112 173V171L111 172H109ZM122 173H124V171L122 172ZM129 173V172H128ZM134 173V172H133ZM144 173V172H143ZM146 173H148V172H146ZM180 173V172H179ZM116 174H118V173H116ZM125 174V173H124ZM155 175V176H158L159 177V175ZM175 174V173H174ZM106 175V174H105ZM109 175H107V176H109ZM148 175H149V173H148ZM150 175V176H151ZM185 175V174H184ZM120 176L122 177V174L120 175L119 174V176H117V177H119L120 178ZM127 176V175H126ZM141 176V175H140ZM146 176V175H145ZM144 176V177H145ZM155 176H152V179H153V177H155ZM194 176V175H193ZM112 177V176H111ZM117 177H115V178H117ZM157 177V178H158ZM169 177V176H168ZM169 177V178H170ZM124 178V177H123ZM135 178H136V176H135ZM146 178V177H145ZM159 178V180H161ZM122 179V178H121ZM120 179V180H121ZM141 179V178H140ZM139 179V181H141ZM151 179V178H150ZM150 179H148V180H150ZM155 179V178H154ZM54 180V179H53ZM136 180H137V178L135 179V182H136ZM145 180H147V179H145ZM145 180H142V181H145ZM139 181L137 180V182L139 183ZM142 181H141V183H142ZM154 181H156V180H154ZM158 181V180H157ZM136 182V183H137ZM146 182V181H145ZM151 182H153V180L151 181ZM182 182V181H181ZM104 183V182H103ZM137 183V184H138ZM101 184V183H100ZM148 184H150L149 182H148ZM151 184H153V183H151ZM22 185H24V183H22ZM44 185V184H43ZM66 185H67V183H66ZM170 185H172V186H170ZM100 186V185H99ZM99 186L97 187V190L98 191H100L99 189ZM103 186H105L104 184H103ZM151 186V185H150ZM3 187V186H2ZM51 187H52V185H51ZM108 187V186H107ZM132 187V186H131ZM145 187V186H144ZM92 188V187H91ZM99 188V189H98ZM105 188V187H104ZM119 188V187H118ZM23 189V188H22ZM28 189V188H27ZM102 189V188H101ZM120 189V188H119ZM85 190V189H84ZM77 191V190H76ZM83 191V190H82ZM132 191V190H131ZM104 192H106L105 190H104ZM110 192V191H109ZM109 192H107L108 194H107V196L110 194ZM151 192V191H150ZM84 193V192H83ZM103 193V192H102ZM122 193V192H121ZM6 194V193H5ZM14 194V193H13ZM86 194V193H85ZM92 194V193H91ZM104 194H106V193H104ZM126 194H128V193H126ZM130 194V193H129ZM228 194H231L232 195V198L234 199L235 198V200L237 199H240V202H241V204H239L240 202H238V201H236V202H238V204H239V206H231V204H228V203H230V202H228V203H226V204H224L225 202H227V195ZM51 195V194H50ZM54 195V194H53ZM52 195V196H53ZM58 195V194H57ZM83 195V194H82ZM114 195V194H113ZM121 196V195H123V194H117V196ZM155 195V196H154ZM89 196V195H88ZM105 196V195H104ZM115 196H116V194H115ZM124 196H125V194H124ZM54 197V196H53ZM106 197V196H105ZM105 197H102V198H105ZM142 197H143V195H142ZM228 197H230V196H228ZM92 198V197H91ZM112 198H114L113 196H112ZM116 199L118 198V197H115ZM139 198H141V195H139V194H137V195H131V196H129V195H127V196H125V197H119L117 200L115 199V201H113L112 199L110 200V199H108V197H106L105 198V200H104V202L102 203V204H104V205H106L107 206V203H110L111 204V206L109 207H107V208H101V207H104L103 205L100 207V208H98V210H100L96 215H84L83 214V212L84 211H87V210H90V208L92 207L93 208V206H94V204H89V203H84V204H81L80 206H79V204H78V206H69L68 204H66V203H61V204H59V203H45V204H40V205H36L35 207H34V209H32V213L34 214V213H37V215L39 214V213H41V212H45V213H47L48 215H53L54 216V214L57 216V213H59V215H62L61 216V218L63 217V214H65V213H71L72 214V217L69 219V221H67L65 224L63 223L62 224V226H64V227H69V226H73V225H76V224H78V223H83V222H88V221H93L94 219H97V218H101L102 219V217H104V216H108L107 218H109V213H113V214H115V211H120V212H122V213H125V214H131V215H133V216H129V217H127V216H125V217H127V218H132L134 221V224H139L137 227L138 228H140V229H144V227H147L150 231H151V233L152 232H160V234L162 233V235L164 234V232H162V231H165V230H167V229H170L171 227H173V228H175V217L174 218H172L171 220H170V222L167 220V221H165L166 219V217H164V218H161V219H159L160 221H158V223L157 224H155V225H153V224H151L150 223V221L147 219V218H149L151 215H147V216H141L140 215V213L142 212V211H144V207H142V205L144 204V203H142L141 205L140 204H137L138 202H136V201H138L139 200ZM143 199V198H142ZM142 199H140V200H142ZM200 199V200H201ZM204 199H206V198H204ZM145 200V199H144ZM231 199H229V201H230ZM53 201V200H52ZM152 201V202H153ZM92 202V201H91ZM143 202V201H142ZM160 202H157V203H160ZM210 202V201H209ZM214 202H212L213 204H214ZM222 202V203H221ZM93 203V202H92ZM97 203V202H96ZM95 203V204H96ZM106 203V204H105ZM141 203V202H140ZM163 202H161L160 204H162ZM165 203H167V202H165ZM232 203V202H231ZM109 204V205H110ZM145 204H147L146 202H145ZM144 204V205H145ZM153 204H155L154 202L152 203V205ZM209 204V203H208ZM211 204V203H210ZM213 204H211V205H213ZM96 205H98V207H99V205L100 204H96ZM149 205V204H148ZM157 205V204H156ZM155 205V206H156ZM233 205H235L234 203H233ZM236 205H237V203H236ZM146 206V205H145ZM153 207L152 206V209H159V206L156 208V207ZM162 207H163V205H161ZM215 206V205H214ZM168 207V206H167ZM149 208V207H148ZM147 208V210H149ZM164 208H166V206L164 207ZM164 208H161L160 207V210L162 209H164ZM169 208H170V206H169ZM172 208V207H171ZM225 208V207H224ZM242 208H249V209H251L250 211H243V209L241 210ZM14 209V208H13ZM22 209V208H21ZM24 209V208H23ZM102 209V210H101ZM146 210V209H145ZM159 210V211H160ZM11 211V210H10ZM154 211H157V210H154ZM158 211V212H159ZM170 211V210H169ZM171 211H173V210H171ZM21 212V211H20ZM23 212V211H22ZM119 212V213H120ZM264 212V211H263ZM31 213V214H32ZM61 213V214H60ZM63 213V214H62ZM85 213V212H84ZM87 213V212H86ZM111 213V214H112ZM151 213H153V211H151ZM160 213V212H159ZM163 213V212H162ZM162 213H160L159 215H162ZM12 214V213H11ZM92 214V213H91ZM109 214V215H108ZM112 214V215H113ZM143 214V213H142ZM36 215V214H35ZM36 215V216H37ZM59 215H58V217H59ZM66 215V214H65ZM99 215V216H98ZM118 215V214H117ZM159 215H158V217H159ZM175 215V214H174ZM243 215V217L245 218V219H241L240 217ZM35 216V217H36ZM98 216V217H97ZM122 216H123V214H122ZM165 216V215H164ZM52 217V216H51ZM66 217V216H65ZM124 217V218H125ZM155 217H157V216H155ZM157 217V218H158ZM162 217V216H161ZM152 218V217H151ZM160 218V217H159ZM168 218H169V216H168ZM43 219V218H42ZM64 219V218H63ZM105 219V218H104ZM122 219V218H121ZM143 219V220H142ZM150 219V218H149ZM39 220V219H38ZM103 220V219H102ZM130 220V219H129ZM153 220V219H152ZM250 221H252L253 222V224L251 225V224H249L250 223ZM57 223H61V221L60 222H58V221H48V223H47V225H45L44 226V231H48V229H51L52 227H54ZM85 223H83V224H85ZM102 223V222H101ZM24 224V223H23ZM133 224V225H134ZM58 225V224H57ZM120 225V224H119ZM129 225V224H128ZM141 225H142V228H141ZM87 226V225H86ZM144 226V227H143ZM110 227V226H109ZM117 227V226H116ZM126 227V226H125ZM129 227V226H128ZM126 229V228H125ZM142 229V230H143ZM147 229V230H148ZM172 229V228H171ZM26 230V229H25ZM31 230V229H30ZM118 230H120L119 228H118ZM145 230H146V228H145ZM146 230V231H147ZM148 230V231H149ZM33 231V230H32ZM50 231V230H49ZM52 231V230H51ZM60 231V230H59ZM69 231V230H68ZM112 231H113V229H112ZM112 231H108V232H111V234H112ZM140 231V230H139ZM145 231V232H146ZM148 231H147V234H148ZM26 232V231H25ZM28 232V231H27ZM16 233H18L17 231H15V230H12V229H9V228H6V226H4V225H0V240L1 239H3L4 237H8V236H12L13 235V237H15L14 236V234H16ZM67 232H64V234H66ZM140 233V232H139ZM150 233V232H149ZM184 233V234H185ZM19 234V233H18ZM17 234V235H18ZM22 234V233H21ZM20 234V235H21ZM26 234V233H25ZM24 234V235H25ZM28 234V233H27ZM29 234H31V233H29ZM59 234V233H58ZM107 234H109V233H107ZM135 234V233H134ZM142 234V233H141ZM154 234V233H153ZM157 234V233H156ZM159 233H158V235H160ZM166 234V233H165ZM167 234H168V232H167ZM187 234L185 235V236H187ZM197 234H196V236H197ZM44 235V234H43ZM106 235V234H105ZM166 236V235H165ZM255 236V237H254ZM104 237V236H103ZM168 237V236H167ZM16 238H19V237H16ZM61 238V237H60ZM236 238V239H237ZM62 239H64V238H62ZM204 239H202V240H204ZM6 240H8V239H6ZM10 240V239H9ZM43 240V239H42ZM237 240H239V239H237ZM241 240V239H240ZM243 240H241V241H243ZM147 241V240H146ZM205 241V240H204ZM3 242V241H2ZM5 242V241H4ZM140 242V241H139ZM139 242L137 243V246L139 245L140 246V244H142V243H144V242H142L141 241V243L139 244ZM148 242V241H147ZM206 243H210V242H207V240L205 241ZM215 242V241H214ZM1 243V242H0ZM7 243H8V241H7ZM152 243V242H151ZM204 243V242H203ZM205 243V244H206ZM215 243V244H216ZM241 243V242H240ZM243 242H242V244L241 245H243L244 244ZM245 243V244H246ZM6 244V243H5ZM4 244V245H5ZM133 244V243H132ZM131 244V245H132ZM159 244H161V243H159ZM221 244H223V243H220V245ZM250 244V245H251ZM2 245V244H1ZM99 245V244H98ZM104 245V244H103ZM111 245V244H110ZM134 245V244H133ZM144 245H145V243H144ZM163 245V244H162ZM162 245L160 246H152V248H149V249H152V251H154L155 252V254H156V252L157 253H162L163 252V248H164V246H163V248H162ZM217 245V244H216ZM240 245V244H239ZM240 245V247H242L243 248V246H241ZM135 246V245H134ZM142 246V245H141ZM219 245H217V247H215L214 248V245L212 246L213 248H211V247H208V248H210V251H211V249H213L212 251H216V248H219L220 249V247H221V249H220V251H222V246H220V247H218ZM133 247V246H132ZM143 247V246H142ZM142 247H140V248H142ZM148 247H151V245L150 246H148ZM121 248V247H120ZM134 248V247H133ZM144 248V247H143ZM236 248V247H235ZM91 249V248H90ZM146 249V248H145ZM219 249H218V251H219ZM239 249L240 248H236V249H234V252L236 251L237 253L239 252ZM142 250V249H141ZM92 251H93V249H92ZM101 251H102V248H101ZM118 251H119V249H118ZM128 251H129V248H128ZM147 251H148V249H147ZM170 251H171V249H170ZM213 252V257L214 256H216V255H218L219 253L220 254H222L221 252ZM224 251V250H223ZM225 251H226V249H225ZM43 252V251H42ZM51 252V251H50ZM58 252V251H57ZM57 252L55 253V254H57ZM136 252V251H135ZM150 252V251H149ZM148 252V253H149ZM165 254H168V253H166V249H165ZM164 252H163V254H164ZM228 252V251H227ZM141 253H143V252H141ZM210 253H212V252H210ZM218 253V254H217ZM226 252H224V254H225ZM228 253H230V252H228ZM227 253V254H228ZM94 254V253H93ZM123 254V253H122ZM154 254V253H153ZM216 254V255H215ZM28 255V254H27ZM42 255V254H41ZM50 255V254H49ZM64 255H65V253H64ZM63 255V256H64ZM91 255V254H90ZM102 255V254H101ZM170 255H172V254H170ZM230 256H231V254H229ZM251 255V254H250ZM1 256H3V254H1ZM9 256V255H8ZM52 256V255H51ZM60 256V255H59ZM73 256V255H72ZM94 256V255H93ZM223 256V255H222ZM4 257H5V255H4ZM28 257H29V255H28ZM37 257L38 256H36V259H37ZM40 257V256H39ZM42 257H44L43 255H42ZM45 257L46 258H49V257H47V255H45ZM54 257V256H53ZM110 257V256H109ZM155 257V256H154ZM212 257V256H211ZM220 257H221V255H220ZM220 257H218V259L220 258ZM224 257V256H223ZM227 257H229L228 255H227ZM226 257V258H227ZM232 257V256H231ZM25 258V257H24ZM33 258V257H32ZM52 258V257H51ZM85 258V257H84ZM105 258V257H104ZM112 258V257H111ZM132 258V257H131ZM144 258H146V257H144ZM157 258V257H156ZM155 258V259H156ZM160 257H158V259H159ZM120 259V258H119ZM122 259V258H121ZM137 259V258H136ZM163 259V258H162ZM221 259H222V257H221ZM231 259H233V258H231ZM230 259V260H231ZM22 260V259H21ZM33 260V259H32ZM35 260V259H34ZM38 260V259H37ZM40 260H41V258H40ZM45 260V259H44ZM60 260V259H59ZM36 261V260H35ZM48 261V260H47ZM47 261H43V260H41V262H36V263H32V264H50V262H47ZM53 261H54V259H53ZM57 261H58V259H57ZM117 261V260H116ZM122 261H123V259L121 260V263H122ZM126 261V260H125ZM128 261V260H127ZM133 262L134 263V261L133 260H130V262ZM220 261V260H219ZM223 261V260H222ZM224 261H225V257H224ZM226 261H229V258H228V260L226 259ZM225 261V262H226ZM118 262V261H117ZM132 262H131V264H132ZM168 262V261H167ZM12 263V262H11ZM94 263V262H93ZM120 263V264H121ZM128 263V262H127ZM191 263V262H190ZM231 263V262H230ZM5 264V263H4ZM31 264V263H30ZM119 264V263H118ZM123 264V263H122ZM126 264V263H125ZM136 264H137V262H136ZM152 264V263H151ZM163 264V263H162ZM164 264H173V263H164ZM224 264H226V263H224ZM228 264H229V262H228Z\"/></svg>",
    "mask_w": 264,
    "mask_h": 264
}]
</instances>
